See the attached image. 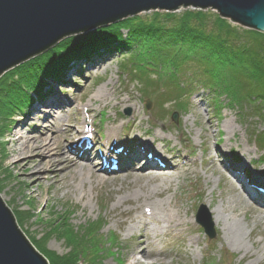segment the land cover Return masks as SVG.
Here are the masks:
<instances>
[{
	"label": "rangeland",
	"instance_id": "rangeland-1",
	"mask_svg": "<svg viewBox=\"0 0 264 264\" xmlns=\"http://www.w3.org/2000/svg\"><path fill=\"white\" fill-rule=\"evenodd\" d=\"M180 11L182 10L177 12ZM151 13L152 11L141 12L137 16L144 18ZM228 22L231 21L228 20ZM110 26L103 29H108ZM126 34L127 32L122 30L121 35H119L126 39ZM132 50L129 47L123 51L113 52L109 60H106L108 57H105L104 62L101 61L99 64H93L87 68H82L77 73L70 74L69 81H63L61 87L55 89L58 99H65V103L62 105L65 106L64 110L59 108L61 111L58 110L60 112L55 113V118L51 119L56 127L52 128L49 125L51 124L50 121L48 122L49 117L47 119L43 117V112L47 110L44 106L41 108L43 111L40 109L42 111H40V119L31 120L30 118L19 126L15 122L13 123L17 116L14 117V113H12V117L4 121L7 130L4 128L0 133V190L16 220L39 246L48 260L54 255H64L70 249L65 235L56 231L59 225H62L84 237L85 247H81V249L86 252L84 256L86 262H93L94 264H128L129 260L132 259L133 240L127 236L126 224L130 223L129 220L140 211V208L141 210L143 208V206L138 208L136 205L139 202L136 203L133 199L128 203L118 202L120 197L124 195L123 193L128 191L126 185H130L129 181L133 178V175L126 176L125 172H122L123 169L124 171L128 170V158H120L119 163L121 161V165L119 169L114 167L115 169H110L107 172L100 168L96 157L92 156L91 159H88L91 161V167L100 177L106 178L104 182L90 179L92 181L90 183L87 173L84 172L82 176L84 179L83 185L79 183L80 178L74 179L73 188L70 186L63 188V190L53 189L49 182H44L34 195H30L27 190L22 191L19 183H15L10 179L14 174L13 170L10 168L4 169L8 158L3 155L1 143H8L12 137L11 134L18 127L20 132L25 135L34 123L39 124L41 128L48 126L50 127L48 134L53 137L56 128L64 130L65 128L68 129V125H72L78 127L79 130H83V132H79L73 138L70 135L66 136L67 139L65 140L56 138V149L52 150L56 151L59 146L65 144L72 146L73 143L75 146L78 145L77 148L80 150L90 148L89 143L92 141L93 133H96L95 136L97 135L96 137H100L103 141L107 140L112 129L116 128L117 134L113 140L115 143L117 142L115 147L123 148L127 144L126 149L129 152L127 147L132 146L136 141L129 138L130 132H128L127 127L121 130L120 125L121 122L132 116L133 109L136 108L135 111L139 113L138 122L142 131L149 132L167 141V147L175 145L176 148H180L181 146L186 152L185 155L176 159L175 165L162 159L161 162L166 164L163 167H157L161 165L144 167L145 170H149V167L155 166V168H159L156 169L159 170L157 172L173 170V172L164 176H158L151 170L143 174H149L152 177L151 180L161 185L163 179H172L167 186L169 203L173 205L177 200V203L181 206L182 214H185V219L189 220L188 228L184 227V233H187L184 244L172 237H163L169 244L172 243L169 250L173 249L174 252L169 257L154 259L153 264H216V261L224 253L227 254V263L229 264H264V245L257 242H264V213L261 220L255 222L257 214L252 210L250 211L238 199L239 182H236L234 177L225 172L219 161L221 157H219L217 151H213L215 154L213 165L219 169V172L212 170L211 166L213 165H208V159L204 153L202 154L201 150L203 148L200 146L199 116L205 120L208 118L211 121L215 133L213 141L220 139L221 142H224L228 136H231L230 130L226 131L223 123L226 119L232 121L235 126L234 139H237L241 146L248 140L247 145L256 150V155L254 153L252 155L255 156L254 158L261 155V152L258 151L251 139L253 137L252 132L263 131L264 120L253 114L255 110L253 111L249 107L240 109L227 96L222 95V90H218V94L213 96L207 89L198 87L200 86L198 82H193L191 85L193 92L189 94L185 91L184 94L181 86L174 88L166 85L168 79L165 74H151L148 76L149 80L147 78L140 80L139 77L133 76L134 74H127V70L130 71L127 66L130 65L129 59L132 58ZM190 67L192 68L189 69L188 67L190 72H187V74L193 76V72L198 70V66L193 63ZM11 71H6L4 75H10L14 72ZM185 78L181 77L180 79L184 82L190 80ZM47 80L53 81V78H45L46 82ZM151 81L159 89L154 88L152 90L149 88L153 92L146 93V90H144L145 83L149 84ZM115 90L121 91V97L125 100L124 104L118 103ZM39 91L31 92L30 103L28 102L19 111L21 114L30 111L36 98L38 101L43 99V102H46L47 96H41L42 91ZM162 91H165L164 95H162ZM182 94L184 95L181 96ZM129 95L132 99L128 101L127 97ZM91 98H95L97 102L91 101ZM146 99L151 103L148 109L144 105ZM86 106H91L94 111L92 113L86 112ZM54 109L56 110V108ZM127 109H129V113L126 112ZM174 112L177 114V122L171 119ZM120 116L124 117L123 120H120ZM114 118H116V121L111 124L110 121ZM72 134H74V131H72ZM84 140H86L85 144L83 143ZM213 141L211 138V141L207 142V148L210 149L213 146ZM221 142H218V144L220 145ZM69 150L66 153L67 157L70 160H75L74 157L77 158L78 155H74ZM111 153L114 157V151ZM34 160L39 161L38 159ZM253 161L255 160L253 159ZM247 167L249 168H246V172L251 168L248 165ZM256 168L257 172L251 178L257 183H264V167ZM105 172L108 174L105 175ZM219 175H221V178H219ZM145 180L146 178H140V182L138 180L132 181H137L138 183L135 184H139ZM148 184L151 187L152 184L150 182ZM230 184H233V186H230ZM162 186H166V184L164 183ZM19 189H21V192ZM258 189L264 193L263 186L258 187ZM244 193H241V197H246ZM143 204L144 202L140 205ZM201 204L205 205L213 224L215 230L213 239H209L195 221L196 210ZM219 207L223 208V212L221 221L216 223L214 220L216 213L213 215L212 211L218 210ZM128 209L127 215L122 214V211ZM235 210L236 212H234ZM243 210H248L249 215L252 214V218L245 220ZM202 212L205 216L207 215L204 210ZM227 218L239 219L244 224V234L241 240L242 248L238 249L228 238L224 237L222 227ZM149 225L154 224L150 223ZM189 235L195 236L198 241L196 243L190 242L188 240ZM142 260L146 261L145 264H150L149 259L143 258Z\"/></svg>",
	"mask_w": 264,
	"mask_h": 264
},
{
	"label": "bare ground",
	"instance_id": "bare-ground-1",
	"mask_svg": "<svg viewBox=\"0 0 264 264\" xmlns=\"http://www.w3.org/2000/svg\"><path fill=\"white\" fill-rule=\"evenodd\" d=\"M84 39L87 38L84 37ZM95 39L89 40V42L92 41L94 44L98 38L96 37ZM104 41L106 42L108 40ZM80 43L78 44L79 47H75L73 50L71 49L72 51H69L71 53L68 55V59L65 60L58 57L47 65L45 70L43 68V74L39 77L37 84L40 86L37 90L42 91L41 96H47L46 102H43V99L38 101L36 98L30 111L28 113L26 111L25 114H21L19 110H14V117L15 115L17 117L13 123L15 122V124L20 126L30 118L31 120L36 118L40 119V113L43 111L41 108L44 106L47 110L43 112V117L45 119L49 117L48 122L50 121L51 123L49 125H51L52 128L56 127V124L53 123L51 119L55 118V113L58 114L57 112L64 110L65 106L62 105L65 103V99L61 98L59 100L56 96L57 93L55 89L61 87V83L63 81H69L68 78L70 74L77 73L81 71L82 68H87L93 64H99L103 61V59H106L105 57H108L106 60H109L110 55L113 52L115 53L120 51L119 49H114L111 44L107 47L100 45L101 47L96 48L99 44H95V47H89V45H80ZM86 48H90V51H88L85 55H83V53L80 54V51H84ZM43 55L39 57H42ZM17 67L19 66H15L9 70H13ZM45 78H53V81L47 80L46 82ZM33 92H35V89ZM115 92L118 103L124 104L125 100L121 97V91L115 90ZM127 98L128 101L132 99L130 95ZM90 100L97 102L95 98H91ZM54 108H56L57 111ZM59 108H61V110ZM135 109H133L134 111L132 116L121 122L120 125L121 130L127 127L128 132H130V134L127 133L129 134V138L136 141L132 146L127 147L129 152L126 149L127 144L123 146L121 152L119 147H115L117 142L115 143L113 140L117 134L116 128H113L110 136L107 137V140L103 141L100 137L97 138V135L95 136L96 133L92 132V141L89 143L90 148L78 150V145L75 146L73 143L72 146H69L68 144L61 145L56 151H53L52 149H56V138H62L65 140L67 139L66 136L68 137L69 135L73 138L74 135L79 132H83V130H79L76 126L68 125V129L65 128L64 130H59L56 128L55 135L50 137L48 134V132H50V127L46 126L45 128H41L37 123H34L32 128L25 135L20 132L19 127L15 129V131L11 134L12 137L9 142L1 143V148L4 157L8 158V162L4 169L10 168L14 172L11 178H9L13 180V182L19 183L22 191L27 190L30 195H34L44 182H49L53 189L63 190V188L70 186L73 188L74 179L77 180L80 178L79 183L83 185L84 179L82 176L84 172L87 173V178L90 183H92L90 179L93 181L97 180L104 182L106 178L100 177L91 167V161L88 159H91L92 156L94 158L96 157L100 168L106 170L107 172L110 169H115L114 167L119 169V164L116 165L115 160L117 161V159L124 157L128 158V170L124 171L123 169L122 172H125L126 176L133 175L132 180H138L139 182L140 178H146L143 183L139 184H135L138 183L137 181L130 180V185H126L128 187V191L123 193L124 195H122L118 200L119 203L123 204L128 203L131 199H133L136 203L139 202L136 205L138 208L143 206L142 210L140 208V211L131 217L129 220L130 223L126 224L127 236L133 240L131 248L132 259L129 260L128 264H145L146 261H143V258L149 259L150 264H153L154 259L158 260L169 257L174 252L173 249L169 250L172 243L169 244V242L165 241L163 237L169 236L175 240H180L181 243L184 244L187 237V233H184V227L188 228L189 220L185 219V214H182L181 206L177 203V200L173 205L169 203V198L167 197V186L172 179H163L162 183H165L166 186H162L163 184H156L154 180H151L152 177L149 176V174H143L149 171L145 170L144 167L149 165H161L157 167H163L166 164L161 162L162 159L172 165H175L176 159L185 155L186 152L181 146L180 148H176L175 145L167 147V141L157 137L156 135H152L149 132L142 131L138 122L140 118L139 113L136 112ZM85 110L88 113H92L94 111L91 106H86ZM51 111H53V115H51ZM120 118V120H123L124 117L120 116ZM199 118V126L201 128V133H199V138L201 139L200 146L204 149L201 151L202 154L204 153L206 155L208 165H213V156H215L213 151H217L219 153V157H221L219 161L223 165L225 172L234 177L236 182H239L240 190L237 192L238 199L241 200V202H243V204L247 206L250 211L252 210L255 214H257L255 222L259 219L261 220L264 213V193H262L258 187H264V184L260 186L259 183L247 176L246 168H249L247 165L250 166L251 171V169L257 170L256 167H264V162H259L263 156L258 155L256 157L257 159L254 158L255 156L253 157L252 155L253 153L255 154L256 150L247 145L248 140H246V143L244 144L246 146H241L237 139H234L235 126L229 119H226L223 125L225 126L224 129L226 131L230 130L231 136H228L224 142H221L220 139L213 141L215 133L213 132L214 130L211 121L208 118L206 120L200 116ZM115 121L116 118L111 120L110 123L114 124ZM6 128L5 130H7ZM72 131H74V134L71 135ZM211 138L214 143H212L213 148L211 147L209 149L206 144L208 141H211ZM232 139H234V141H232ZM218 142H221V144L219 145ZM83 143L85 144L86 140H84ZM69 149L74 153V155H78L77 158L74 157L76 161L70 160L67 157L66 153ZM167 149L170 151L169 153ZM113 151L114 157L111 155V152ZM164 152L168 154L166 155ZM78 157L86 159H80ZM34 159H38L39 161L36 162ZM253 159L255 161H253ZM172 161H174V163H172ZM136 163L137 165H135ZM211 167L212 170L219 172V169L215 167V165ZM173 168H175V166H173ZM107 172H105V175L108 174ZM152 172L158 175H167L170 174V172H173V170L168 172H157L153 170ZM252 172L255 174L257 171ZM42 173L45 174L43 175ZM67 177L68 179L66 180ZM219 178H221V175H219ZM223 178H225V176H223ZM148 182L152 184L151 187ZM230 186H233V184H230ZM21 189H19V191ZM243 192H245L244 194L246 197H241V193ZM140 201L144 202V204L140 205L142 203H140ZM128 211L129 209L124 210L122 211V214L127 215ZM222 212V207H219L218 210L212 211L213 215L216 213L214 219L216 223L221 221ZM234 212H236V210ZM242 213L245 220L252 218V214L249 215L248 210H243ZM150 223H153L154 225H149ZM222 230L224 237L228 238L238 247V249L242 248L241 240L244 234V224L242 221L235 218H227L225 219V224L223 225ZM188 240L195 243L198 241L195 236H190ZM257 242L264 245V242Z\"/></svg>",
	"mask_w": 264,
	"mask_h": 264
},
{
	"label": "trees",
	"instance_id": "trees-1",
	"mask_svg": "<svg viewBox=\"0 0 264 264\" xmlns=\"http://www.w3.org/2000/svg\"><path fill=\"white\" fill-rule=\"evenodd\" d=\"M181 10L152 11L144 18L137 15L127 17L89 36L66 39L64 44L42 57H35L17 67V70L13 69L10 75L4 73L0 77V133L6 127L4 121L11 117L14 110L21 111L31 99V92L34 89L35 92L39 91L37 88L40 85L37 84L43 68L45 70L58 57L68 59L69 51L79 47L80 42V45L89 47L99 44L96 48L111 44L120 51L130 47L133 54L127 73L134 74L140 80H149V75L162 73L167 76V86H181L184 91H191L193 82H198V87L207 89L213 96L222 90V95L227 96L233 104L240 109L249 107L255 110L254 114L264 120V33L228 22L210 9ZM122 30L127 32L129 39L120 36ZM96 37L98 39L94 44L89 42ZM88 51L90 48L80 51V54L85 55ZM193 63L198 70L191 76L187 72H190ZM181 77L190 80L184 82ZM149 88L153 90L157 86L152 81L145 83L146 93L152 91ZM162 93L164 95L165 91ZM261 138L264 140V134ZM56 231L65 235L70 249L64 255L52 256L50 264H94L85 260L86 252L81 249L85 247L82 235L62 225ZM224 261L222 259L216 264H225Z\"/></svg>",
	"mask_w": 264,
	"mask_h": 264
},
{
	"label": "water",
	"instance_id": "water-1",
	"mask_svg": "<svg viewBox=\"0 0 264 264\" xmlns=\"http://www.w3.org/2000/svg\"><path fill=\"white\" fill-rule=\"evenodd\" d=\"M186 8L210 9L236 25L264 33V0H0V77L66 39L88 36L141 12ZM171 119L177 122L175 112ZM202 210L203 205L196 221L213 238L211 221ZM0 264H50L16 220L1 190Z\"/></svg>",
	"mask_w": 264,
	"mask_h": 264
}]
</instances>
